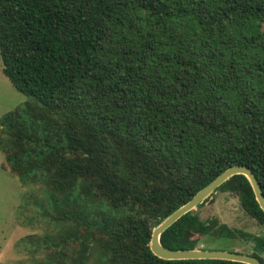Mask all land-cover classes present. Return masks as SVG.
<instances>
[{"label": "trees", "instance_id": "trees-1", "mask_svg": "<svg viewBox=\"0 0 264 264\" xmlns=\"http://www.w3.org/2000/svg\"><path fill=\"white\" fill-rule=\"evenodd\" d=\"M0 54L29 98L0 120L6 163L22 183L113 211L97 216L109 230L104 264H248L164 259L150 240L233 165L250 167L264 191V0H0ZM216 191L264 225L246 175ZM232 239L264 263L263 233L197 209L161 235L170 249Z\"/></svg>", "mask_w": 264, "mask_h": 264}, {"label": "rangeland", "instance_id": "rangeland-1", "mask_svg": "<svg viewBox=\"0 0 264 264\" xmlns=\"http://www.w3.org/2000/svg\"><path fill=\"white\" fill-rule=\"evenodd\" d=\"M27 100L4 74L0 54V120ZM24 183L0 149V264H104L109 230L99 225L97 216L102 211L111 221L113 211L100 199L88 204L81 192L61 191L45 181ZM196 209L203 219L264 234V225L246 213L236 194L216 191ZM229 242L209 249L245 248L241 239Z\"/></svg>", "mask_w": 264, "mask_h": 264}, {"label": "water", "instance_id": "water-1", "mask_svg": "<svg viewBox=\"0 0 264 264\" xmlns=\"http://www.w3.org/2000/svg\"><path fill=\"white\" fill-rule=\"evenodd\" d=\"M235 174H244L249 179L256 198L264 210V191L261 187L260 181L253 170L242 164H236L224 172H222L213 181L198 191L187 203L180 206L164 220H162L154 229L151 235L150 247L151 250L159 257L164 259H202V258H216L228 259L234 261L245 262L248 264H264L256 256L248 253H241L237 251L224 249H170L165 247L161 242L162 233L170 227L175 221L187 212L196 209L203 200L213 193L217 187L224 183L227 179Z\"/></svg>", "mask_w": 264, "mask_h": 264}]
</instances>
